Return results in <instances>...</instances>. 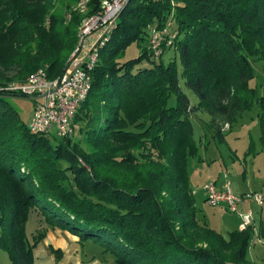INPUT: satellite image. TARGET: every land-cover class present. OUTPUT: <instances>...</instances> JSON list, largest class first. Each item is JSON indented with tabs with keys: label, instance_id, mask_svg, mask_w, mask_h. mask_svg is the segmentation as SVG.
I'll return each mask as SVG.
<instances>
[{
	"label": "trees",
	"instance_id": "16d2710c",
	"mask_svg": "<svg viewBox=\"0 0 264 264\" xmlns=\"http://www.w3.org/2000/svg\"><path fill=\"white\" fill-rule=\"evenodd\" d=\"M101 1L81 14L77 0H0V247L11 264H35L46 236L27 235L37 209L115 264H255L253 225L225 236L201 215L189 159L199 151L191 115L201 111L222 142L226 126L258 107L264 149V95L251 85L250 61H264V0H130L100 50L77 134L31 131L12 103L26 96L8 88L43 67L50 78L63 74L82 19ZM171 17L176 36L165 61L150 48V29ZM132 44L140 54L125 59ZM50 251L59 264L63 250Z\"/></svg>",
	"mask_w": 264,
	"mask_h": 264
},
{
	"label": "rangeland",
	"instance_id": "374dc122",
	"mask_svg": "<svg viewBox=\"0 0 264 264\" xmlns=\"http://www.w3.org/2000/svg\"><path fill=\"white\" fill-rule=\"evenodd\" d=\"M176 27V22L172 17L163 29L155 27L159 32L168 31V34L163 36L161 44L163 52L160 57L165 61L169 60L166 43L169 36H176ZM139 54L140 48L136 44H132L126 51L125 59L137 57ZM250 61L255 72V78L251 85H256L261 94L264 95V61L254 58H250ZM180 85L183 91L189 95L191 102L197 104L198 97L185 86L181 76ZM176 100V96L172 95L169 105H175ZM12 103L20 112L23 120L30 124L35 105L34 100L28 97L15 98ZM209 120L210 116L207 112L201 111L191 115L199 151L196 157L189 159V175L197 206L201 210V215H205L207 218L209 225L225 236L230 231L242 229L241 224L238 227L239 213L252 211L253 215L257 216L258 226L255 233L258 232V234L255 235L248 259L255 264H264V236L261 234L264 232V200L262 205L257 204L253 199L243 200L238 205V212L235 213L229 211L222 203L217 206L210 205L206 200L207 192L204 188L205 184L210 181L216 182L218 188H222L226 181H230L232 190L239 196L243 197L252 193H260L264 196V149L260 141L261 129L258 122V107L255 106L252 110L246 111L231 129L226 126L225 141L222 142L214 138L208 127ZM244 207L248 210L243 211ZM43 230V228L36 230L35 235ZM69 246L68 253L70 254L72 250L70 242ZM93 255L101 256V258L104 256L105 259H103L107 263L115 264L114 255L103 253V249L92 241L85 242L83 247L84 258L89 259ZM71 256L72 254H70V258ZM0 264H11L7 252L1 247Z\"/></svg>",
	"mask_w": 264,
	"mask_h": 264
},
{
	"label": "built area",
	"instance_id": "2783aa9c",
	"mask_svg": "<svg viewBox=\"0 0 264 264\" xmlns=\"http://www.w3.org/2000/svg\"><path fill=\"white\" fill-rule=\"evenodd\" d=\"M130 0H102L100 10L85 16L78 29V43L72 52L63 74L50 78L46 68H40L23 84H12L8 89L16 90L35 102L29 127L31 131L57 137H72L79 131L74 122L76 112L87 99L92 85V71L95 68L100 50L109 42L118 18ZM91 0H77L75 9L81 14L89 10ZM150 48L155 56L163 52L161 44L167 30L159 32L155 27L150 29ZM175 36H169L166 45H171ZM206 200L212 206L225 204L231 212H238V205L246 199H253L262 205L264 196L252 193L239 196L226 181L222 188L210 181L204 186ZM241 228L246 229L253 224L252 211L239 213ZM241 229V230H242ZM256 235V234H255Z\"/></svg>",
	"mask_w": 264,
	"mask_h": 264
},
{
	"label": "crops",
	"instance_id": "0c3cea01",
	"mask_svg": "<svg viewBox=\"0 0 264 264\" xmlns=\"http://www.w3.org/2000/svg\"><path fill=\"white\" fill-rule=\"evenodd\" d=\"M36 210L31 212L30 214L29 221L27 223V235L30 241L32 242L33 236L36 234V230L43 228L46 232V236L34 249L35 264H56L55 255L50 251V246H53L54 248H60L63 250V257L60 260L59 264H66V263L109 264L104 260L105 259L104 256H103L104 259L101 258V256L98 257V255H93L89 259L88 258L85 259L83 256V247L85 243L82 245L81 242L79 241L78 236L73 235L66 230L49 227V225L45 222V218L40 213V211L39 210L36 211ZM247 210L248 209H245V207L243 208V211H247ZM238 220H239L238 222V227H239L242 221L240 215ZM205 221L207 222L208 226L211 227L206 217H205ZM253 226L255 229H257L258 220L256 215L254 216ZM256 234H258V232ZM69 242L72 245V250L70 253L72 254L71 258H70V254L68 253V250L70 248Z\"/></svg>",
	"mask_w": 264,
	"mask_h": 264
}]
</instances>
